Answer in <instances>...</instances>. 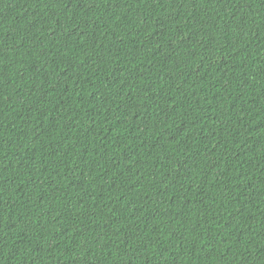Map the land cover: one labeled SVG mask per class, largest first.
<instances>
[{"label": "trees", "instance_id": "trees-1", "mask_svg": "<svg viewBox=\"0 0 264 264\" xmlns=\"http://www.w3.org/2000/svg\"><path fill=\"white\" fill-rule=\"evenodd\" d=\"M0 264H264V0H0Z\"/></svg>", "mask_w": 264, "mask_h": 264}]
</instances>
